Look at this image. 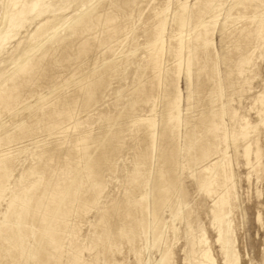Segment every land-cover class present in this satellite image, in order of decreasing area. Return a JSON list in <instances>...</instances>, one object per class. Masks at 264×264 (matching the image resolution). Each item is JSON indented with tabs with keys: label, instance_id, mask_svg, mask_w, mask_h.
<instances>
[{
	"label": "bare ground",
	"instance_id": "1",
	"mask_svg": "<svg viewBox=\"0 0 264 264\" xmlns=\"http://www.w3.org/2000/svg\"><path fill=\"white\" fill-rule=\"evenodd\" d=\"M59 1H61V0H59ZM114 1L115 0L111 1L110 6H114V7L118 6V5H116V3ZM133 1L134 0H126L125 3L130 4ZM189 1L190 0H173V2H174L173 3V11H171L172 0H162L161 4H159L158 6H156L153 9V14H152L151 18L147 21V23L145 22L147 25L146 33L148 35L147 42L144 43L145 44L144 47L146 48V50L144 48V50H145L144 56L141 58H138V60H137L138 61V63H137V65H138L137 71L138 72H137V78H136L137 84L134 86V88L130 87L133 90L131 91L132 99L131 100L129 99L128 106L126 107V109L124 107L120 110L119 105H118L117 108H119V110L117 109L118 110L117 111L115 109V111H117L116 113H114L113 115H109L105 118L103 117L104 116V114H103V116H102L103 120H101L100 123L98 122L97 126H98V124L103 125V123L106 122L107 126L104 127V125H103L101 128L104 130H102V132L99 131L100 134H98V132H96L98 134V136H95L94 135L95 133L92 136L91 134H89L86 131L88 133V136L80 137L79 139H75L76 142H75V145L73 147L75 153H74V155H71V154L67 155V157L65 159L67 161L65 164V175L63 178L59 179V183H60V185H59L60 190H59V194H58V202L60 205L59 212H58L57 216H55V213H53L49 218H44L42 223H44L45 226L53 227L52 229H55L59 232V235H60L59 243H57L54 240L53 235H51L49 237L48 241H50L49 246H51V248L52 247L56 248V246L58 247V249L60 251V254H59L60 259L62 257H63L62 259H64V256L66 257V255L64 253L67 252V246L72 248V254H73L72 260L69 259V261H68V262L71 261L70 264H85V261H86L82 255V252L86 251L87 249L86 250L84 249V251H82V249L78 245L79 241L78 242L75 241L79 238V237H77L75 239V237L78 236L77 234L79 231L78 229H76L75 223H76V221H79L81 218L86 216L85 214L88 210L85 211L84 207H87L88 202L91 203V206H92L90 208V210L94 209V210L99 211L98 212L99 215L97 216L98 217L97 218V224L98 225L96 226L97 227L96 229H98V230L102 229V231L104 233V234H102L103 236L100 234L97 237L96 241L93 242L95 247L102 246L101 248H103V246H106V248L104 247L105 248L103 250L104 252L100 250L99 253L105 255L107 252L108 253L109 252L114 253L115 250L121 251V250H119V248L121 247L122 243L119 240L123 239L126 243H128L129 245L132 246V250L135 253V256H134L135 257V263L136 264H148L147 258L149 256L146 258L145 254H144V249H145L143 247L144 244L142 245V247L140 246L137 248L136 246H137L138 240H140L139 238L141 237V235L143 237V235H144L143 233L148 231V228H149V222H148L149 219L147 220V214H149L148 198H149V187H150L152 175L154 178V182L152 185L154 186V190H155V193H154L155 195H153L155 198V201L153 202V204H155L154 206L156 207L154 210V213L152 211V213H153L152 217L155 220V222H152V223L155 224L157 222L156 230L158 232L160 230V228L158 227V224H160V222L162 221V219L159 218V215H161V214L158 215L159 207H163L165 209V207L167 206L166 203L169 201L170 197L173 196L174 192L179 188L178 187V181H180V180H178V176H179V171L181 170L182 167H189L192 169L199 167L200 172L197 174L198 176L196 175L198 187L200 188L199 190H201L203 192L204 196L211 199L210 202L212 201V205L209 207L208 212H209L210 217H211V224L214 227V229L216 230L217 235H218L217 242L219 244H221V250L223 252V256H224L226 262H228L229 264H240V256L237 253V251L235 249V245H234V239H235L234 235L235 234L233 235V232H235V231H234V225L232 222V220H233L232 217H233L234 213L238 210V207L236 206L237 203L235 204L236 196L234 195V190H235V186H236L234 179L236 177V174L233 171L232 165H233L234 157L238 159V156L240 155V154L238 155L239 146L242 143V144H244L242 146L243 147L242 155L246 159V165L250 166L251 170H252L248 175L250 176L251 174H253L254 176L255 175L259 176V174L264 173V134L262 137L260 136L261 129L264 130V96H263L264 94L257 95L253 99L254 103H252V104H254V105H250V106H253L251 108L252 112L255 111V114L258 117L259 123L257 125H252L251 124L252 121L248 120V122H247L245 120L246 119L245 118L244 119L245 123H242V125H244V124L245 125L242 128L238 129V127H235L237 125L235 120H234L235 121L234 123L236 125L234 127H231V129L226 128L227 124L225 126V118L227 119V117L230 116V119L231 118L236 119V115H237L236 113L238 112V111L236 112V110L234 108L235 105L233 106L235 97L233 98L234 93H232L234 91L235 86H237L236 81H237V79H240L239 77L243 73L245 74L244 70L248 65H250L251 60L256 59V58L253 57L251 59L252 55L250 54V55H245L244 57L240 58L239 61L237 60L238 62H235L232 60L231 56L227 55L225 57L223 55L224 56V59H223L224 65L226 64V66L228 67V70L226 72V81H225L223 76H222V70H221L224 68H222L220 66V59H219L218 52L216 50V45H218V44L215 43V39H218V38H215L216 37L215 34H216V32H218V26L221 23L220 18L222 16V13H224V12H222L224 10V7L227 6V5L225 6L227 0H197V2H195L194 6L191 8L189 6ZM12 2H13V9H11L12 6H8V4H7V6L5 5L6 6L5 9H0V48L1 47L4 48L6 43L9 42V40L11 42L12 38H17L15 36L19 35V34H17L18 31L21 30L23 27L25 28V25L33 20L31 18L33 16L32 15L33 13H36V15H35L36 17L41 18L42 16H44V17H45V15L47 16V14L51 15V14H54L55 12H57L55 10L56 6H54V4L46 3L45 0H12ZM135 2H137V1H135ZM9 3H11V2H9ZM49 3H50V1H49ZM66 3L63 5H66ZM86 3H85V6H86ZM144 3H145V1H144ZM2 4L3 3H1V5ZM20 4H21V7L19 9H17ZM117 4H119V2ZM133 4H134V2H133ZM63 5H62V7H64ZM96 5H97V3H96ZM238 5L244 11H248V10L252 9L253 12L254 11L255 12L250 17L247 16V14L242 13V12H239L236 15H233L232 12L236 8V6H238ZM106 7L107 6H105L104 9H106ZM120 7H123V6H120ZM124 7H126V6H124ZM64 8H62V9H64ZM263 8H264V0H236L235 6L232 7L230 11H228V13L229 12L230 13H229L228 17L226 18L224 24L222 25L221 32L225 33V30L229 26H232V25L235 26L237 22H241L244 20L247 21L246 25H243V27L241 29L239 28L240 29L239 35H238L239 36V38H238L239 44L237 45L236 50L240 51L241 49H239V48H242V47H240V43L248 41V39H250L251 36H255L256 38L260 39L261 41L262 40L264 41V12H261V10H260ZM82 9H84V8H82ZM87 10L88 9H86L82 13V15L79 17V19L73 23L74 25L71 28L72 34L75 37H79V36L85 34L91 27L101 25L102 27H104V29H105L104 31L106 32L105 43L109 44L111 42H114L115 37L117 36V34L120 33V27L118 24L120 21L118 20V15L116 13V10L110 11L113 13H107V15H105L104 17H102L96 10H93L89 13L86 12ZM109 10H110V8H109ZM139 10H140V8H139ZM258 10H260V11H258ZM141 11H143V10H140L139 13H141ZM236 12H238V11H236ZM233 13H235V11ZM77 15L78 14H76V16ZM119 15H121V14H119ZM130 15L131 14H129V16L126 17L127 18L126 20L131 21L132 17ZM140 15H142V13ZM140 15H139V17H140ZM44 17H42L41 19H43ZM53 17L55 18L56 16H53ZM74 17H75V15H74ZM134 17L136 18L135 15H134ZM247 17H249V18H247ZM47 19L48 20L42 25V27L44 28L43 33L42 32H41L42 34L40 33L44 39H41V41L38 43L36 42L37 44H31L32 42L30 40L31 43L30 44L27 43L28 46H26L25 49L21 50V52H19V54L16 57H13L11 59L12 60L11 66H13V68L0 72V120H1L0 121V148H2V146L3 147L4 146L5 147L10 146L11 147L15 142H17V140L30 138L36 131L38 132L40 130L42 132L48 133V135H51V136L52 135L61 136L62 134L66 135V132L68 131L69 127H71V126H69V124L75 122V120H77L76 118H78V115H81L78 113L79 109L80 110L84 109V112H86L87 110L94 108L100 102L99 96H100L102 90L104 89L105 84L107 83V80H109L111 77L113 78V76L115 77V75H117L119 73L120 69L122 67H124L123 65H125L126 63H129V60H131V58L129 59L128 57H125L127 59L119 60V59L111 56L109 59H107L104 62V64H103L104 70H103V68L101 70L99 66H96V69L89 75L82 76V77L73 76L70 79H68L64 82H61V83L57 82L59 80L54 82V79H56V78H55V76L53 77L51 75L50 70L54 69V67H56V65H58V63H60V59L62 57L59 58L57 56V49H54L55 47L51 48V46H50V48L45 49L44 44L47 43V42H45L46 40H52L54 37L58 36L59 32H60L59 31L60 28L63 25L64 26H67V25L64 24L65 19H62L61 21H58V22H56L55 19L53 21L52 17L51 18L49 17ZM69 19H70V17H69ZM139 19H138V21H139ZM35 20H37V19H35ZM33 21L31 24H33ZM67 21L65 23H67ZM123 21H124V19H123ZM136 23L134 22V24H136ZM243 24H245V23H243ZM101 26H100V28H102ZM137 26H139V23ZM69 27H65V29L69 28ZM130 28H132V25ZM230 28H232V27H230ZM23 29H22V31H23ZM65 29L63 30L64 32H65ZM96 31L97 30H95V32ZM129 31H130L129 33L131 34L132 30H129ZM169 31H171V32H169ZM231 31H234V30H231ZM39 32H40V30H39ZM39 32H38V34H39ZM64 32H62V34ZM234 32L236 35L238 34L237 33L238 30L234 31ZM135 33H137V32H135ZM227 33H229V32H227ZM38 34L36 33L37 36H39ZM126 35H127V33H126ZM228 35L230 36V33ZM95 36L98 37V34H96ZM124 36L125 35H123V37ZM233 36L235 37L234 34H233ZM58 37H60V36H58ZM226 37H227V34H226ZM255 37H253V38H255ZM31 38H32V36H31ZM40 38H42V37H40ZM132 38H134V37H132ZM36 39L37 38L34 37L32 41H35ZM57 39H59V38H57ZM93 39L95 40V37ZM129 39L131 40V38H129ZM15 40H17V39H15ZM81 40H82V38H81ZM130 40H129V42H130ZM137 40H139L138 37H137ZM53 41H56V40L53 39ZM88 41L83 42V43L81 42L82 44L80 43L81 44V46H80V48H81L80 54L81 55L85 56L88 54V51L90 49V43H89L90 41L89 42ZM141 42H143V41H141ZM221 42L222 41H220V43ZM229 42H230V40H229ZM235 42H237V40H235ZM254 42L252 41L253 45H254ZM119 43H117V44H119ZM233 43L234 42H232V45H233ZM59 44L61 47L67 49L68 44H67L66 40H64V39L60 40ZM75 44H74V46H75ZM252 44H250V45H252ZM50 45H51V43H50ZM138 46L139 45H137V47L135 48L134 51L132 49V51H133L132 54H134V52H139ZM244 46H246V45H244ZM106 47L104 46V48H106ZM231 47H233V46H231ZM2 48L0 50H2ZM19 48H20V46H19ZM43 48L45 50H43ZM227 48L229 49V47H227ZM82 49H84V50H82ZM91 50H92V48H91ZM106 50H105V52H106ZM115 50H116V48H115ZM230 50H233V49H230ZM60 51H61V49H60ZM67 51H68V49H67ZM142 51H140V53ZM246 51H248V50H246ZM259 51H260V49H259ZM224 52H222V53H224ZM263 52H264V50H263ZM229 53H231V52H229ZM234 53L236 54L235 51H234ZM248 53H249V51H248ZM98 54H99V52H98ZM123 54H125V53H123ZM128 55L130 56V54H128ZM135 56H137V55H135ZM130 57H132V56H130ZM236 57H238V56L236 55ZM98 58H99V56H98ZM100 58L102 59V57H100ZM132 59H134V58H132ZM63 61H64V59H63ZM135 61H136V59H135ZM259 61H261V60H259ZM252 62H253V60H252ZM69 64H70V62H69ZM82 65H84V64H82ZM126 65H128V64H126ZM126 65H125V67H126ZM257 65H259V64H257ZM129 66H130V64H129ZM252 67H253V64H252ZM73 69H72V71H73ZM52 71H54V70H52ZM132 71H134V69ZM247 71L249 72V69ZM122 72H123V70H122ZM263 72H264V70H263ZM67 75H69V74H67ZM183 77H185L189 83H191L193 78L196 77V81H197L196 86L198 89L196 93L204 95V90H205V92L208 91V93L206 92L208 95V98L210 99L208 102V106L206 107V109H204L205 111L203 110L204 112H201L199 118H197V120H196V123L195 122L192 123V121L190 120V118H192L193 116L187 117L186 119L183 118V104H184V100H185L183 90L181 88V81L183 80L182 79ZM247 78L248 77H246V80H247ZM46 79L47 80L50 79V81L51 80L53 81V85L50 89V92L44 93L40 90L35 91L36 86L38 87V85H36V84L39 82H40L39 84H41V81L46 80ZM259 79H260V76H259ZM241 80H244V79H241ZM249 82L250 81H248L247 83H249ZM42 83H44V82H42ZM241 83H242V81L239 82L238 84H241ZM225 85L227 86L228 92H225ZM73 86L75 87V89L78 90V92H79L78 96L77 95L74 96L73 93H72V96L70 94H68L69 93L68 91H71V90H69V88L72 89ZM205 88H207V89H205ZM237 88H238V86H237ZM127 89H128V87H127ZM238 89H240V88H238ZM190 90H192L191 87H190ZM241 90H242V88H241ZM123 92H124V90H123ZM189 92H191V91H189ZM254 93H256V92L254 91ZM128 94L130 95V93H128ZM53 96H55V97L53 98ZM197 96H199V95H197ZM242 96H243V93H242ZM33 97H36V99H35L36 101L31 103L30 100ZM251 97H252V95H251ZM115 98L118 99V97H115ZM238 98L236 97V99H238ZM243 98H245V97H243ZM114 99H113V101H114ZM122 99L124 100V98H122ZM186 99H188L187 103L191 102L192 95L190 94V96ZM33 100H34V98H33ZM119 100L120 99H118L116 101H119ZM245 100H246V98H245ZM160 101L162 104V111L158 112V107H159ZM203 101H205V100H203ZM248 101L250 102V100H248ZM200 102H202V101H200ZM246 102H247V100H246ZM122 104H123V102H122ZM143 105H150V108H149L150 110H148L149 111L148 115H141L142 113L138 114L141 106L143 107ZM188 105H190V104H188ZM201 105H202V103H201ZM110 107H112V105ZM145 107L146 106H144V108ZM237 107H239V106H237ZM124 109H125V111H127L126 113L123 111ZM22 110H24V111L29 110L32 115L34 114V116L37 118V120H35L36 123L34 125L29 126V127H26V124H25V126L23 125V127L20 130H18V132H16V133H14V132L10 133L8 131H4L3 129H4L5 124L2 120L3 116L8 115V116L17 118L19 112L21 111V113H22ZM189 110H192V109L188 108L187 111H189ZM194 110H196V109H194ZM239 110H240V108H239ZM24 111H23V113H24ZM81 111L83 112V110H81ZM145 111H146V109H145ZM245 111H247V110H245ZM26 112L28 113V111H26ZM26 112L24 114H26ZM111 113H112V111H111ZM185 113H186V111H185ZM244 113H246V112H244ZM190 114H192V113H190ZM124 115H129L128 117H130L132 119L130 125H128V123H127V126H125V125L123 126V124L125 122L122 124L123 120L121 121V119ZM241 115H242V113H241ZM98 116H100V115H98ZM244 117H242V118H244ZM20 118H19V120H20ZM92 118H93V116H92ZM24 119H27V118H24ZM126 120L127 119H124V121H126ZM237 120H239V118ZM252 120L254 121V119H252ZM12 121H11V123H12ZM17 121H18V118H17ZM97 121H98V117H97ZM15 122H16V119H15ZM231 123H229V125ZM15 124H12V125H15ZM19 124H18V127H19ZM76 124L77 123L75 122L74 126H76ZM8 125H10V124L8 123ZM183 127L187 128V131L184 130L186 132V134L184 133L185 137H182ZM14 128H16V127H14ZM7 129L9 130L11 128L7 127ZM5 130H6V127H5ZM70 130H71V128H70ZM74 131H76V130H74ZM127 133H129V135L132 133H136V134H134L135 138H136V135L138 133L139 134L141 133V138H139L137 141L134 140L136 142V144H134V146L136 147V149H138V153H137V157H136V163H135V166H132V168L134 167V169L131 173L129 170L130 175L129 174L128 175H129L130 180L128 182V185L126 184L127 186H126L125 190L123 191V192H125V193H123V194H125V195H123L124 199L121 201H118L117 203H114L116 205L113 207L112 211H110V209H107V207L106 208L103 207L102 203H101V198H102L101 194L103 191V186H102L101 181L97 178L98 175L94 170V164H92L91 161H89V156L92 155L90 150H89V147L92 144L96 145L98 148L101 146L103 147L104 144H108V145L110 144L108 147H107V145L103 147L102 156L105 157L106 161L107 160L111 161L110 159L113 160V158L115 157V155L117 153H118V155H119V153L122 154L120 151L122 150V147H124V145H126V138L128 136V135L126 136ZM38 134H39V132H38ZM67 135L69 136V133ZM132 135H130V136H132ZM63 137H64V135H63ZM137 137H139V136H137ZM55 138L56 137H54V139ZM31 140H33V139H31ZM45 141H46V139H45ZM60 141H61V138H60ZM56 142H57V140H56ZM130 143H132V142H130ZM31 144H32V142H31ZM38 144L36 141V145H38ZM16 145H18V144H16ZM34 145H35V143H34ZM49 145H50V143H49ZM41 146H43V145H41ZM38 147H40V146H38ZM68 147H69V145H68ZM232 147L234 148V152H233V155H230L229 150ZM28 150H30V149H27V147L21 146L19 148H15V149H9V147H8L7 150L0 152V206L2 205V202H4L6 200V197L8 195L7 192L10 189L9 188L10 180L12 181L11 178H12V175H14L13 173H14V170L16 169V165L18 164L17 166H19V164H20L19 161L21 159V156L24 153H26ZM115 150H118L116 152V154H114ZM123 150H125V148ZM38 151H40V149ZM38 151L36 153H33V157L30 155L31 156L30 158L34 159V163L30 166L28 165L29 167H27L25 170L23 169L24 171L21 174V176L19 177L18 181L17 180L15 181L17 183V187L19 189H17V191L15 190L14 192H12L10 189V191L12 193L10 192L11 194H10L9 200L7 201L8 202V210L3 214L2 220H0V264L3 263V262L1 263L2 260L3 261L8 260V262H6V263L4 262L5 264H28L27 261L29 260V258L33 259V258L38 256L36 249L34 248L35 251H34V249L31 250L32 248L29 249V246L27 244L29 239H31V236H37L38 233H42L46 237V239L48 238V235H46V233H48L49 231L48 232L45 231L46 232L45 233L44 231H42V229H39V228L37 229L36 227H33V226H31V228H30L29 227L30 222H28V220H32L34 218L35 215L33 213L35 211H38L39 207L41 208V205H40L41 203H38L37 205L32 203L33 202L32 201L33 200V191L39 190L38 186L41 185L44 181L45 171L52 166V162L54 161V157L56 155L55 149L44 148L42 151H40V152H38ZM33 152H35V151H33ZM182 154L184 156V159L186 160L185 165H183L182 161H181L182 160L181 158H183ZM25 156H26V154H25ZM70 156L74 157V158L70 159ZM252 158H253V162H252ZM126 160H125V162H126ZM120 162H119V164H120ZM130 162H132V160ZM28 163H30V162H28ZM132 165H134V164H132ZM118 166H120V165H118ZM109 167H112V166H109ZM113 169H115V168H113ZM123 169H125V168H123ZM113 171H115V170H113ZM116 171H118V170H116ZM122 171H124V170H122ZM187 171H189V169ZM15 172H17V171H15ZM127 172H126V174H127ZM122 173L124 176V172H122ZM126 174H125V177H126ZM191 175H192V173H191ZM263 175H261V176H263ZM261 176L259 179L263 178V177L261 178ZM250 177H248V178H250ZM194 178H195V176H194ZM47 182H48V185H45V187L40 191L42 200L45 198V196H47V197L52 196V189L49 188V186L51 185L50 181H47ZM12 185L14 186V184H12ZM123 185H125V184H123ZM181 186L183 188V185H181ZM123 189H124V186H123ZM105 190H104V193H105ZM183 193H185V192H183ZM257 196H259V195H257ZM174 198H175V196H174ZM56 200H57V198H56ZM170 202L171 201H169L168 203L170 204ZM173 210H175V209H173ZM176 210H178V209H176ZM162 211H164V210H162ZM173 212H175V211H173ZM42 213H44V211ZM176 214H174V215H176V217L178 218V216H180L179 215L180 213L176 212ZM87 216H88V213H87ZM114 217L119 218L120 219L119 221L121 223V225L119 223L120 227L118 228L117 234L112 232L113 229L111 228V227H113V226H111L112 225L111 221ZM190 217H188V219ZM159 219H161L160 222H159ZM154 220H152V221H154ZM174 221L175 220H173V222ZM81 222L82 221H80V223ZM83 222H85V221H83ZM83 222L81 223L82 225L84 224ZM86 223H85V225H86ZM82 225H79L78 228ZM159 226H162V225L160 224ZM190 226L193 227L191 223H190ZM201 227L198 228V230L199 229L200 230L198 232V236H196L197 239L194 240L195 241L194 242V250H192V255H193L192 258H194V261L192 260L193 262L191 261L192 262L191 263L190 259L188 258V255H187L185 258L186 264H216L215 259L212 256L208 245L206 246V244H207V240L205 238V232L206 231ZM93 228L95 229V226ZM176 229H175V227H173V223H172L171 231H172V234H174V237H176L177 233H178ZM76 230H78V231H76ZM153 230H155V229H153ZM156 230H155V232H156ZM100 232H101V230H100ZM162 232L163 231H159L157 233V235H156L157 240L161 239V237L163 236ZM80 233H82V230H80ZM188 234H190V233L188 232ZM94 235H95V233H94ZM144 236H146V235H144ZM71 237H74V239H71ZM191 237H195V235H193ZM32 240H33V237H32ZM142 240H144V239H142ZM174 241L175 240H173V242ZM176 241H177V239H176ZM84 242H83V244H84ZM169 242H168V244H169ZM83 244H81V246ZM168 244L165 246V249L163 251V254H162V257H161L159 264H172L173 263V259H174L173 250L174 249L171 250L168 247ZM88 246H89V244H88ZM131 246H129V248ZM123 247H121L120 249H123ZM147 247H148V245H147ZM83 248H86V246ZM88 249H89V247H88ZM95 249H97V248H95ZM148 249H149V247L147 248V250ZM147 253L148 252H146V254ZM103 255H101V256H103ZM66 259H68V258H66ZM103 261H104V264H123V263L117 262L115 260L105 259ZM123 261H125V260H123ZM62 262H64V261H62ZM62 262H61V264H62Z\"/></svg>",
	"mask_w": 264,
	"mask_h": 264
},
{
	"label": "rangeland",
	"instance_id": "2",
	"mask_svg": "<svg viewBox=\"0 0 264 264\" xmlns=\"http://www.w3.org/2000/svg\"><path fill=\"white\" fill-rule=\"evenodd\" d=\"M8 1L11 2V3H9ZM49 1H50V3H49ZM49 1L48 0H45V2L48 3V4H54V6H56L55 7V10L57 12H55L54 14H51L52 16L50 14H47V16L45 15V17L42 16V17H44L43 19H41L42 17L41 18L36 17L35 16L36 13H33L32 14L33 16L31 18L35 22L32 20L33 21V24H31L32 21L29 22L30 24L27 23L25 25V28L24 27H23L24 29L22 28L23 31H22V29L18 31L17 34H19V35H16L15 36L17 38H12L13 40L11 39V42L9 40V42H7L6 45H5L6 48L5 47L4 48L1 47L2 50H0V72H2L4 70L12 69L13 66H11V63H12V60L11 59L13 57H16L19 54V52H21V50L25 49V47L28 46V44H30L31 42H32L31 44H37L38 42L41 41V39H44L43 36L41 35L43 33V31H44V28L42 27V25L48 20L47 18H49V17L50 18L52 17V20L53 21L55 19L56 22L61 21L62 19H65L64 20V24L67 25V26H64L63 25L61 27L62 29L60 28V30H59L60 32H59V35H58L60 37L56 36V37L53 38L56 41H53V39H52V40H46L45 42H47V43L44 42L45 43L44 44V48L45 49L46 48H50V46H51V48H54L55 47L54 49H57V56L59 58L62 57L60 59V63H58V65H56V67H54V69H51L50 70L51 75L53 77L55 76V78H56V79H54V82H56L57 80H59L57 82L58 83H61V82H64V81L70 79L73 76H76V77H79L80 76V77H82V76L89 75V74H91L96 69V66H99L100 69L102 70V68L104 67L103 66L104 62L107 59H109L111 56H113V57H115V58H117L119 60H121V59L122 60L127 59L125 57H128L129 59L131 58V60L128 59L129 60V63H126L128 65L125 64L126 67H125V65H123L124 66V67H122L123 69L121 68L123 70V72L120 69V71H119L120 74L118 73L119 75L117 74V75H115V77L113 76V78L111 77L109 80H107V83L105 84V87H104V89L102 90V92H101V94L99 96L100 97V102L94 108L89 109L86 112H84V109H81V110H83V112L79 109V112L78 113L81 114V115H78V118H76L77 120H75V122L77 124L78 123L79 124L78 125L76 124V126H74L75 125V122H73L74 124L73 123L69 124V126H71V127H69V129H68L69 132L67 131L66 132V135L65 134H62L61 136H59V135L58 136H56V135H52L51 136V135H48V133L42 132L40 130V131H38L39 134L36 131L30 138L17 140L18 143L15 142L14 143L15 145L13 144L14 146L13 145L11 147L10 146H6V147L5 146L4 147L2 146V148H0V152H3L5 150H7L8 147H9V149H15V148H19L21 146L22 147L24 146V147H27V149H30V150H28L26 153H24L22 155L24 158L21 156V159L19 161V163L21 165L20 164H19V166H17L18 164L16 165V169L14 170V173H13L14 175H12V178H11L12 181L10 180V186H9V188L11 189L12 192H14L15 190L17 191V189H19L17 187V183L15 181L16 180L18 181V179L21 176V174L23 173V171L27 167H29L30 165H32L34 163V159L33 158H30L31 156L33 157V153H36L39 149H40V151H42L44 148L55 149V151H56V155L54 157V161L52 162V166L45 171L44 181H43V183L41 185L38 186V189L39 190L33 191V200H32L33 202L32 203L35 204V205H37L38 203H41L40 204L41 205V208L39 207L38 211H35L33 213L35 215L34 218L32 219L33 221L32 220H28V222H30V224H29V227L30 228H31V226H33V227H36L37 229L38 228L39 229H42V231H44V232L45 231L46 232L49 231L48 233L45 232L46 235H48V238L46 239V237L42 233H38L37 236H31V239H29V241L27 242V244L29 246V249H31V248H32L31 250H33L34 248L36 249V252H37V255L38 256L35 257V258H33V259L32 258H29V260L27 261L28 264H61L62 261H64V262H62V264H66V263L67 264L68 263L70 264L71 261L70 262H68V261H69V259L72 260V256H73V254H72V248L69 247V246H67V252L64 253L66 255V257L63 255L64 256V259H62L63 258L62 257L61 258L62 260H61L60 259V256H59L60 251H59L58 247L56 246V248H54V247L51 248V246H49L50 241H48L49 240V237L51 235H53L54 236V240L57 243H59V240H60L59 232L57 230H55V229H52L53 227H51V226H45V224L42 223V222H43L44 218H49L53 213H55V216H57V214L59 212V207H60L59 202H58V194H59V190H60L59 179L63 178L64 175H65V164L67 162L65 159H66L67 155H69V154L74 155V153H75L74 152V148H73L74 145H75V142H76L75 139H79L80 137H86V136H88V133L91 134L92 136L95 133L94 135L95 136H98V134H100L99 131L102 132V130H104V129H101L102 126L103 125H104V127L107 126L106 125V122L103 123V125L98 124V126H97V123L98 122L100 123V121L103 120V118H102L103 114H104L103 117L105 118V117H107L109 115H113L114 113H116L119 110V108H120V110L122 108H124V107L126 109V107L128 106L129 99L130 100L132 99L131 91L133 89H131V88H134V86L137 84V82H136L137 81V79H136L137 78V72H138L137 71L138 70V68H137L138 67V65H137L138 61L137 60H138V58H141V57L144 56L145 50H146V48L144 47V45H145L144 43L147 42V39H148V35L146 33V30H147L146 29L147 28L146 23L151 18L152 14H153V9L156 6H158L159 4H161V2H162V0H134L133 1L134 4H133V2L130 3V4L129 3L127 4V3H125L126 0H124V1L123 0H115L114 2L118 6L115 5L116 7H114V6H110L112 0H72V1L71 0H65L67 3L64 0H61V1H59V0H57V1L56 0H49ZM135 1H137V2H135ZM144 1H145V3H144ZM118 2H119V4H117ZM195 2H197V0H190L189 1L190 8L194 6ZM235 2H236V0H227V2L225 4V6L226 5L227 6L224 7V10L222 11L224 13H222V16L220 18V22L221 23L218 26V32H216V34H215V36H216L215 38H218V39H215V43L218 44V45H216V50H217L218 55H219L220 66L222 68H224V69H221L222 70V76H223L224 80L226 81V72L228 70V67L226 66V64L224 65V60H223L224 59V56L225 57L227 55L228 56H231L232 57V60L235 61V62H238L240 60V58L244 57L245 55H250V54L252 55L251 56V59L253 57L256 58V59H252L253 62L251 60L250 65H248L245 68V70H244L245 74L243 73L239 77L240 79H237V81H236L237 82L236 85L240 89H238L237 86H235L234 91L232 93H234L233 94V98L235 97L234 98L233 106L235 105L234 108H235L236 112L237 111L238 112L236 113L237 114L236 115V119L235 118L234 119L231 118L232 119L231 120L230 119V116H228L227 119L225 118V126L227 124L226 128H228V129H231V127H234L236 124L237 125L235 127H238V129L242 128L245 125V124L242 125V123H245V120L247 122H248V120L249 121H252V123L250 122L252 125H257L259 123L258 122V117L256 116L255 111H253L254 113L252 112L251 108L253 106H250V105H254V104H252V103H254L253 99L257 95L264 94V72H263V70H264V52H263V50H264V41L263 40L261 41L260 39L256 38L255 36H251V38L248 39L249 42L248 41H245L243 43H240V47H242V48H239V49H241L240 51L239 50H236V47L239 44V42H238L239 31L243 27V25H246L247 24V21L246 20L241 21V22H237L235 26L232 25V26H229L228 28L226 27L227 29L225 30V33L224 32H221L222 25L224 24L226 18L228 17V15L230 13V12L228 13V11H230L231 8L235 6ZM1 3H3V4L1 5ZM65 3H66V5H63ZM85 3H86V6L87 7L85 6ZM96 3H97V5H96ZM173 3L174 2L172 0L171 11H173ZM7 4H8V6H12V8L11 7L10 8L13 9V2H12V0H2V1L0 0V9H5L6 6H7ZM62 5L65 8L62 7ZM105 6H107L106 9H104ZM120 6H123V7L126 6V7L123 8V7H120ZM20 7H21V4L18 6L17 9H19ZM239 7L240 6L238 5L233 10V12L235 11V13L232 12L233 15H236L237 13L242 12V13L247 14V16L250 17L255 12V11L253 12L252 9H250L248 11H244V10H242L241 7L240 8ZM62 8H64V9H62ZM82 8H84L85 10L88 9L89 11L87 10L86 11L87 13H89V12H91L93 10H96L102 17H104L105 15H107V13H113V12H110V11H115L116 10V13L118 15V20L120 21L118 23L119 24V27H120V33L117 34V36L114 39V42L109 43L110 45L107 44V43H105L106 32L104 31L105 30L104 27H102L101 25L100 26L102 28H100V26L91 27L88 30L89 32L87 31L85 34H83V35H81L79 37H75L72 34V29L71 28L74 25L73 23L75 21H77L79 19V17L82 15V13L85 11ZM109 8H110V10H109ZM139 8H140V10H143V11H141L142 15H140L141 13H139L140 12ZM260 10H261V12H264L263 11L264 8L263 9H260ZM260 10H258V11H260ZM236 11H238V12H236ZM76 14H78V15L76 16ZM119 14H121V15H119ZM129 14H131L130 16L132 17L131 18V21L130 20H126L127 19L126 17H128ZM133 14L136 16V18L134 17ZM74 15H75V17H74ZM139 15H140V17H139ZM53 16H56V17L54 18ZM69 17H70V19H69ZM249 17H247V18H249ZM122 18L124 19V21H123ZM35 19H37V20H35ZM138 19H139V21H138ZM66 21H67V23H65ZM134 22L135 23L137 22V23L134 24ZM138 23H139V26H137ZM243 23H245V24H243ZM131 25H132V28H130ZM65 27H69V28H66L67 29L66 30ZM230 27H232V28H230ZM63 28L65 29V32L63 31L64 30ZM38 29L40 30V32H39ZM236 29L238 30V32H237L238 34L237 35L234 32V31H237ZM95 30H97V31L95 32ZM129 30H132L131 31V34L129 33L130 32ZM231 30H234V31H231ZM226 31L230 33V36L228 35L229 33H227ZM38 32H39V34H38ZM62 32H64L63 33L64 35L62 34ZM135 32H137V33H135ZM169 32H171V31H169ZM36 33L39 36L41 35L40 37H42V38H40L39 36H37ZM126 33H127V35H126ZM96 34H98V37L95 36ZM226 34H227V37H226ZM233 34L235 35V37L233 36ZM123 35H125V36L123 37ZM31 36H32V38H31ZM34 37H36L37 39L35 41H32ZM94 37H95V40L93 39ZM132 37H134V38H132ZM137 37L139 38V40H137ZM253 37H255V38H253ZM57 38H59V39H57ZM81 38H82V40H81ZM129 38H131L132 41ZM15 39H17V40H15ZM62 39L66 40V42L68 44V46H67L68 51H67L66 48H63V47L60 46L59 41L62 40ZM30 40H31V42H30ZM129 40H130V42H129ZM229 40H230V42H229ZM235 40H237V42H235ZM86 41H88L90 43V49L88 51V54L84 56V55H81L80 54V50H81L80 46H81V44L83 42H86ZM141 41H143V42H141ZM220 41H222L221 42L222 44L220 43ZM252 41L253 42L255 41L254 42V45L252 44ZM232 42H234L235 44L233 43V45H232ZM50 43H51V45H50ZM117 43H119V44H117ZM74 44H75V46H74ZM250 44H252L253 46L250 45ZM137 45L140 46V47L138 46V49H139L138 51L139 52H134V54H132V52L135 50V48L137 47ZM244 45H246V46H244ZM19 46H20V48H19ZM104 46L105 47L107 46V47L104 48ZM226 46L229 47V49ZM231 46H233V47H231ZM44 48H43V50H45ZM59 48L61 49L62 52L60 51ZM91 48H92V50H91ZM115 48H116V50H115ZM144 48H145V50H144ZM132 49H133V51H132ZM230 49H233V50H230ZM259 49H260V51H259ZM82 50H84V49H82ZM105 50H106V52H105ZM246 50H248L249 53ZM140 51H142V52L140 53ZM234 51L236 52V54L234 53ZM98 52H99V54H98ZM222 52H224V53H222ZM229 52H231V53H229ZM123 53H125V54H123ZM128 54H130V56H132V57H130ZM258 54L259 55L261 54V55L259 56ZM135 55H137V56H135ZM236 55L238 57H236ZM98 56H99V58L102 57V59L101 58L99 59ZM132 58H134V59H132ZM63 59H64V61H63ZM135 59H136V61H135ZM259 60H261L262 62L259 61ZM69 62H70V64H69ZM82 64H84V65H82ZM129 64H130V66H129ZM252 64H253V67L254 68L252 67ZM257 64H259L260 66L257 65ZM72 69H73V71H72ZM133 69H134V71H132ZM246 69L247 70L249 69V72ZM52 70H54V71H52ZM103 70H104V68H103ZM67 74H69V75H67ZM259 76H260V79H259ZM246 77H248L247 80L250 81L249 83H247L248 81L246 80ZM184 78L185 77H183L182 78L183 80L181 81V88L183 90V94H184V98H185L184 104H183V118L186 119L187 117L193 116L192 118H190V120L192 121V123L193 122L196 123V120H197V118H199L201 112H204L205 111L204 109H206V107L208 106V102L210 100L208 98V95H207L208 91H206L207 92L206 93L205 90H204V95L203 94L196 93L197 90H198L197 89V86H196L197 85L196 77L193 78V80H192L191 83H189L188 80L186 78L185 79ZM241 79H244V80H241ZM240 80L242 81V83L241 84H238L239 82H241ZM42 82H44L45 84L42 83ZM39 83L36 84V85H38V87L36 86L35 91H37V90L39 91L40 90V91H42L44 93H49L50 92V89H51V87L53 85V81L52 80L50 81V79H48V80L46 79V80H42L41 81V84H39ZM73 87H72V89L69 88V90H71L72 92L71 91H68L69 92L68 94H70L72 96V93H73L74 96H76V95L78 96V93H79L78 90L75 89V87L74 88ZM127 87H128V89H127ZM190 87H191L192 90H190ZM241 88H242L243 91L241 90ZM205 89H207V88H205ZM123 90H124V92H123ZM189 91H191V92H189ZM254 91L256 93H254ZM225 92H228V89H227V86L226 85H225ZM128 93H130V95ZM242 93H243V96H242ZM190 94L192 95V99H191V102H188L187 103L188 99H186V98H188L190 96ZM197 95H199V96H197ZM251 95H252V97H251ZM54 97L55 96H53V98ZM101 97L102 98L104 97L105 99L104 98L102 99ZM115 97H118V99H120V100L119 101H116L118 99L115 98ZM236 97L237 98L239 97V98L236 99ZM243 97L246 98L247 102H246L245 98H243ZM33 98H34V100H33ZM33 98L30 100L31 103H33V102L36 101L35 100L36 97H33ZM122 98H124V100ZM113 99H114V101H113ZM203 100H205V101H203ZM248 100H250V102ZM200 101H202V102H200ZM122 102H123V104H122ZM201 103H202V105H201ZM188 104H190V105H188ZM111 105H112V107H110ZM118 105H119V108H117ZM236 105L239 106V107H237ZM144 106H146V107L144 108ZM187 107L190 108V109H192V110H189L190 112L187 111L188 110ZM149 108H150V105H143V107L141 106L138 114H141L142 113L141 115H148L149 114L148 113L149 112L148 110H150ZM239 108H240V110H239ZM115 109L116 110L118 109V110L115 111ZM125 109L123 111L126 113L127 111H125ZM145 109H146V111H145ZM194 109H196V110H194ZM244 109L247 110V111H245ZM23 111L24 110H22V113H21V111L19 112L18 117L16 116L18 118V121H17V118H14V117H11V116H8V115L7 116L4 115L3 118H2V120H3L4 124H5L3 130L4 131H8L10 133H13V132L16 133V132H18V130H20L23 127V125L25 126V124H26V127H29L31 125H34L36 123L35 120H37V118L34 116V114L32 115L29 110H26V111H28V113L26 111H24V113L26 112V114H24ZM111 111H112V113H111ZM160 111H162L161 101L159 102V107H158V112H160ZM185 111H186V113H185ZM240 112L242 113V115H241ZM244 112H246V113H244ZM190 113H192V114H190ZM97 114L100 115V116H98ZM92 116H93V118H92ZM128 116L129 115H124L123 116L124 118L122 117V119H121V121L123 120L122 121V124L125 122L123 124V126L124 125L127 126V123H128V125H130L132 119L130 117H128ZM97 117H98V121H97ZM242 117H244V118H242ZM19 118H20V120H19ZM24 118H27V119L29 118V119L27 120V119H24ZM238 118H239L240 121L237 120ZM15 119H16V122H15ZM124 119H127V120L124 121ZM252 119H254V121ZM234 120L236 121V124L234 123L235 122ZM11 121H12V123H11ZM8 123L10 125H8ZM229 123H231V124L229 125ZM12 124H15V125H12ZM18 124H19V127H18ZM5 127H6V130H5ZM7 127H10L11 129L8 130ZM14 127H16V128H14ZM70 128H71V130H70ZM74 130H76V131H74ZM184 130L187 131V128L186 127H183V129H182V137H185V134H186V132ZM96 132H98V134ZM68 133H69V136L67 135ZM132 134H130L132 136H130L129 133L126 134V136L128 135L129 137L127 136V138H126V145H124V147H122V150L125 148V150L127 152L125 150H123V151L121 150L120 152L123 155L120 154V153L118 155V153L116 154V152L118 150H115V153L114 154H116V155L113 158V160L110 159L111 161H108V160L106 161L105 160V157L102 156V152H103L102 149H103V147L106 146V145L108 147L110 144L109 145L108 144H104L103 147L101 146L99 148L96 145H93L92 144L89 147V150H90V152L92 154L91 156H89V161H91V163L94 164V170H95V172L98 175L97 178L101 181L102 186H103V191H102V194H101V197L102 198L100 197L101 198V203H102V206L103 207H105V208L107 207V209H110V211H112L113 207L116 205L114 203H117L118 201H121V200L124 199V196L123 195H125V194H123V193H125V192H123V191L125 190L126 186L128 185V182L130 180L129 179V175H130V173L134 169V167L132 168V166H135V163H136V157H137L138 149H136V147L134 146V144H136L135 141H137L139 138H141V133L140 134L138 133L136 135V138H135V135H134L136 133H132ZM263 134H264V130L261 129L260 136L262 137ZM63 135H64L65 138L63 137ZM137 136H139V137H137ZM54 137H56L57 139L56 138L54 139ZM60 138H61V141H60ZM31 139H33V140H31ZM45 139H46L47 142L45 141ZM56 140H57V142H56ZM36 141H37V144L39 143L38 145H36ZM31 142H32V144H31ZM130 142H132V143H130ZM34 143H35V145H34ZM49 143H50V145H49ZM16 144H18V145H16ZM41 145H43L44 147L41 146ZM68 145H69V147H68ZM243 145L244 144H242V143L240 144V146H239V153H238V155L239 154L240 155L238 156V159L234 157V159H233V165H232L233 166V171L236 174V177L234 179L235 180V184H236L235 190H234V195L236 196V199H235L236 202H235V204L237 203L236 206L238 207V210L234 213V215L232 217V219H233L232 222H233L234 231H235V232H233V235L235 234L234 235V238L236 239V240L234 239V245H235V249H236L237 253L240 256V264H264V180H263L264 179V175H263L264 173L259 174V176H256V175L254 176L253 174H251L250 175L251 177H250L248 175L252 170H251V167L250 166H247L246 165V159L242 155V153H243V147L242 146ZM38 146H40V147H38ZM33 151H35V152H33ZM40 151H38V152H40ZM229 151H230L229 152L230 155H233L234 148L233 147L230 148ZM25 154H26V156H25ZM183 154H182V157L183 158H181L182 159L181 161H182V164L185 165L186 164V162H185L186 160L184 159ZM118 156L119 157L121 156V157L119 158ZM73 158L74 157H71L70 156V159H73ZM124 159L125 160L127 159L126 162H125ZM131 160H132V162H130ZM28 162H30V163H28ZM119 162H120V164H119ZM252 162H253V158H252ZM117 164L120 165V166H118ZM132 164H134V165H132ZM109 166H112V167H109ZM113 168H115V169H113ZM123 168H125V169H123ZM121 169L124 170V171H122ZM188 169H189V171H187ZM194 169L189 168V167H182L181 168V170L179 171V176H178V180H180V181H178V187L179 188L174 192L173 196L170 197V199H169V201H171L170 204L168 203L169 202L168 201L166 203L167 206L166 205H165L166 207L164 206L165 209L163 207H159L158 215L161 214V215H159V218L162 219V221H161V219H159V222L161 221L160 224L162 226H159L160 224H158V227L160 228L159 231H163L162 232L163 233V236L159 240L156 239V235L159 232V231L157 232V230H156V224H157V222L155 224L152 223V222H155V220L153 219L152 215H153L154 210L156 208L154 206L155 204H153V202L155 201V198L153 196V195H155L154 194L155 193V190H154V186L152 185L153 182H154V178H153V175H152V179H151V183H150V187H149V198H148V203H149L148 211H149V214H147V220L149 219L148 220V222H149V228H148V231H146L147 233L146 232L143 233L144 235H146V236L143 235L144 238L141 235V237L139 238L140 240H138L139 243L137 242V246H136L138 248L140 246L142 247V245L144 244L143 247L146 250L149 247V249L147 251L144 249V254H145L146 258L149 256L147 258L148 264H159V262L161 260V257H162V254H163V251L165 249V246L168 244L169 241L170 242L168 244V247L171 250L174 249L173 250V252H174V259H173V263L172 264H186L185 263V258H186L187 255H188V258L190 259V262L192 260L194 261V258H192L193 257L192 250H194V242H195L194 240L197 239L196 236H198V232L200 230V229L198 230V228H200L201 226H202L201 228H203L206 231L205 232V238L207 240L206 246L208 245V247H209V249L211 251V254H212V256L215 259L216 264H229L228 262H226V260H225V258L223 256V252L221 250V244H219L217 242V240H218L217 232H216V230L214 229V227L211 224V217H210V214H209L208 210H209V207L212 205V201L210 202L211 199H209L208 197L204 196L203 192L201 190H199L200 188L198 187V182H197V176L198 175L197 174L200 172V169H199V167L194 168ZM113 170H115V171H113ZM116 170H118V171H116ZM129 170H130V173H129ZM15 171H17V172H15ZM125 171L126 172L128 171L127 174H126ZM122 172H124V176H123V173ZM191 173H192V175H191ZM125 174H126V177H125ZM261 175H263V176H261ZM194 176H195V178H194ZM260 176H261V178L262 177L263 178L262 179H259ZM248 177H250V178H248ZM47 181H50V184L51 185L49 186V188L52 189V196H50V197L45 196V198L42 200L41 199V192L40 191L45 187V185H48V182ZM12 184H14V186ZM123 184H125V185H123ZM181 185H183V188H182ZM123 186H124V189H123ZM10 189L7 192V194L9 196L7 195L6 200L4 201L5 203L2 202V205L0 206V208H1L0 209V220H2L3 214L8 210V202L7 201L9 200L10 194L12 193L10 191ZM104 190H105V193H104ZM183 192H185V193H183ZM257 195H259V196H257ZM174 196H175V198H174ZM56 198H57V200H56ZM91 207H92L91 206V203L88 202L87 207H84L85 208V211L88 210L86 212V214H85L86 216L83 215L85 218L82 216L83 218H81L79 221H76V223L74 222L76 224V229L79 230V231L76 230V231H78V234H77L78 236H76V237L74 236V237H75V239L77 237H79V238L77 240H75V241L76 242L79 241L78 242V245L82 249V251H84V249L85 250L87 249L86 251L82 252L83 257L86 260L85 261V264H104V261L103 260H105V259H107V260H115V261L121 262L123 264H136L135 263V257H134L135 256V253L132 250V246L129 245L128 243H126L123 239H120L119 240L122 243L121 244V247L124 246L123 249H120L121 247L119 248V250H121V251L115 250L114 253H112V252H109V253L107 252L106 253L105 252L106 253L105 255L99 253L100 250L103 251L106 248V246H103V248H101L102 246L95 247V245L93 244V242L96 241L97 237L100 234L102 235L104 233H103L102 229H99V230L96 229L97 228L96 226L98 225L97 224V218H98L97 216L99 215L98 214L99 211L98 210H94V209L90 210ZM173 209H175V210H173ZM176 209H178V210L180 209V210L178 211ZM162 210H164V211H162ZM43 211H44V213H42ZM152 211H153V213H152ZM173 211H175V212H173ZM176 212L177 213L178 212L180 213L179 214L180 216H178V218L176 217V215H177ZM87 213H88V216H87ZM174 214H176V215H174ZM187 216L190 217V218L188 219ZM119 220H120L119 218L114 217L112 219V221H111L112 222V225L111 226H113V227H111L113 229V231L112 230L111 231L114 232L115 234H117L118 228L121 225V223H120ZM152 220H154V221H152ZM173 220H175V221L173 222ZM80 221H82V222L85 221V222H83L84 224L82 225L81 224L82 222L80 223ZM85 223H86V225H85ZM119 223H120V225H119ZM172 223H173V227H175V229L177 228L176 230H177L178 233H177V236L176 237H174V234H172V231H171ZM190 223L192 224L193 227L190 226ZM79 225H82V226L79 227L80 229L78 228ZM94 226H95V229L93 228ZM153 229H155L157 233ZM80 230H82V233H80ZM100 230H101V232H100ZM188 232L190 234H188ZM94 233H95V235H94ZM193 235H195V237H191ZM32 237H33V240H32ZM74 237H71V239H74ZM175 238L177 239V241H176ZM142 239H144V240H142ZM173 240H175L176 242L174 241L175 242L174 243ZM83 242H84V244H83ZM81 244H83V245L81 246ZM88 244H89V246H88ZM147 245H148V247H147ZM85 246H86V248H83ZM129 246H131V247L129 248ZM88 247H89V249H88ZM94 247L97 248V249H95ZM35 249H34V251H35ZM146 252H148V253L146 254ZM101 255H103V256H101ZM66 258H68V259H66ZM123 260H125L126 262L123 261ZM4 262L6 263V262H8V260H4V261L2 260L1 261L2 264H5Z\"/></svg>",
	"mask_w": 264,
	"mask_h": 264
}]
</instances>
